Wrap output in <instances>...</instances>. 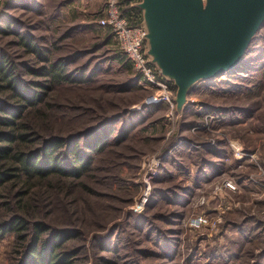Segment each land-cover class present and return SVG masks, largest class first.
I'll list each match as a JSON object with an SVG mask.
<instances>
[{"label": "rangeland", "instance_id": "obj_1", "mask_svg": "<svg viewBox=\"0 0 264 264\" xmlns=\"http://www.w3.org/2000/svg\"><path fill=\"white\" fill-rule=\"evenodd\" d=\"M105 1L0 0V29L12 22L11 29L51 49L53 58L97 46L69 65L98 70L93 78L54 87L42 111L31 112L44 137H68L116 118L97 134L110 136L91 152L82 179L53 195L42 221L77 231L63 245L74 251L72 264H190L195 257L203 264L204 256L210 259L204 264H264V25L247 68L201 81L185 106L170 112L134 87L131 63L96 26ZM0 52L23 79H41L25 73L37 58L16 35L0 34ZM9 200H0V212ZM205 212L215 225L187 227L188 218ZM243 222L259 234L237 236ZM223 224L228 235L221 239ZM23 234L26 246L32 232ZM16 236L0 237V264L22 259ZM166 245L172 249L165 252Z\"/></svg>", "mask_w": 264, "mask_h": 264}, {"label": "trees", "instance_id": "obj_2", "mask_svg": "<svg viewBox=\"0 0 264 264\" xmlns=\"http://www.w3.org/2000/svg\"><path fill=\"white\" fill-rule=\"evenodd\" d=\"M139 2L119 0L122 16L132 25L143 22L142 11L137 6ZM11 25L12 22L5 24L7 29H0V34L16 35L24 50L35 55L38 66H25L24 69L26 74L41 79H23L8 55L0 52V200L10 198L1 207L0 237L12 231L20 239L15 249L17 253L23 248L20 251L22 259L16 264H72L71 254L74 251L63 250V245L70 238L77 237V231L46 224L42 221V218H46L43 209L55 193L58 195L64 187L71 188L69 184L82 179L91 162V152L102 150L110 136L109 132L104 136L97 134L114 124L116 118H109V125L107 122L105 125L101 123L68 137H44L41 126L33 122L31 112L42 111L54 87L89 82L98 70L86 72L87 65L80 69H69V65L97 49V46L90 51H77L70 57L53 58L51 49L40 47L33 37L30 39L18 29H11ZM97 27L101 28L106 40L113 38L109 28ZM251 44L239 66L225 74H233L249 66L246 63L248 55L257 50ZM117 53L125 56L120 50ZM126 62L129 63L127 59ZM83 135L95 136V139L83 140ZM80 140H83L82 149L77 147ZM66 142L72 144L67 145ZM6 217L9 218L6 220ZM28 231L32 232V237L24 246L23 233Z\"/></svg>", "mask_w": 264, "mask_h": 264}, {"label": "water", "instance_id": "obj_3", "mask_svg": "<svg viewBox=\"0 0 264 264\" xmlns=\"http://www.w3.org/2000/svg\"><path fill=\"white\" fill-rule=\"evenodd\" d=\"M146 52L179 110L201 81L236 69L264 25V0H140Z\"/></svg>", "mask_w": 264, "mask_h": 264}, {"label": "built area", "instance_id": "obj_4", "mask_svg": "<svg viewBox=\"0 0 264 264\" xmlns=\"http://www.w3.org/2000/svg\"><path fill=\"white\" fill-rule=\"evenodd\" d=\"M95 23L100 27L110 29L118 49L125 54L135 71L136 85L151 92L148 103H164L169 106V110L172 112L176 108L175 88L171 81L161 74L160 69L151 61L146 52L147 31L143 22L131 25L120 12L119 0H106ZM232 188L234 189V187ZM144 199L146 200V195ZM186 224L190 229L199 230L209 225H215V221L206 212L195 213L188 218Z\"/></svg>", "mask_w": 264, "mask_h": 264}, {"label": "crops", "instance_id": "obj_5", "mask_svg": "<svg viewBox=\"0 0 264 264\" xmlns=\"http://www.w3.org/2000/svg\"><path fill=\"white\" fill-rule=\"evenodd\" d=\"M199 84H201V83H199ZM198 85V84H197ZM196 85V86H197ZM134 87H137V88H139V89H141V90H143V91H146L143 87H140V86H134ZM249 223L250 222H243L242 224L244 225V226H242V227H244V228H246V229H243V230H240L239 231V233H237L236 232V235L238 236V234H240L241 235V237L242 238H245V237H256L258 234H259V229L257 228V227H254L253 225L251 226V227H246L247 225H249ZM253 224V223H252ZM223 227H224V224H223ZM228 226H226V227H224V230H223V232L222 233H220V235H219V233H218V236L222 239V237H226L227 235H228ZM223 229V228H222ZM176 233V231H174V230H172L171 229V234L172 233ZM175 233L173 234V236L175 235ZM149 234L147 233V236H148ZM220 239V240H221ZM169 247H170V249H172V246L170 245H166V246H164V250H165V252H167L166 250H169ZM207 255V254H206ZM208 260L209 259V257H207V256H204V261H203V264H204V262H205V260ZM210 260V259H209ZM200 261L199 260H196V257L191 261V263L190 264H198ZM200 264H202V262L200 263ZM207 264V263H206Z\"/></svg>", "mask_w": 264, "mask_h": 264}]
</instances>
